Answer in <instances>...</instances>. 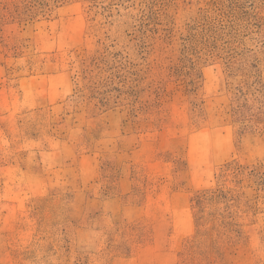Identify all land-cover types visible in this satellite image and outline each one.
Wrapping results in <instances>:
<instances>
[{
	"label": "rangeland",
	"instance_id": "374dc122",
	"mask_svg": "<svg viewBox=\"0 0 264 264\" xmlns=\"http://www.w3.org/2000/svg\"><path fill=\"white\" fill-rule=\"evenodd\" d=\"M0 264H264V0H0Z\"/></svg>",
	"mask_w": 264,
	"mask_h": 264
}]
</instances>
